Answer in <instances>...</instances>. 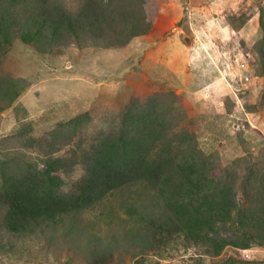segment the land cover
I'll return each mask as SVG.
<instances>
[{"label":"rangeland","instance_id":"rangeland-1","mask_svg":"<svg viewBox=\"0 0 264 264\" xmlns=\"http://www.w3.org/2000/svg\"><path fill=\"white\" fill-rule=\"evenodd\" d=\"M63 1L69 8L81 2ZM144 2L151 20L147 34L117 48L47 33L24 41L33 32L34 3H10L24 28L0 23V87L8 90L0 89V160L17 156L42 169L51 142L43 139L72 121L61 131L69 143L52 152L70 160L58 173L66 193L84 173L78 146L117 128L127 107L156 96L165 108L179 100L185 119L178 130L191 133L213 167L240 159L246 162L240 173L264 166L258 50L264 0ZM243 77L249 78L246 86L239 83ZM180 156L192 159L185 150ZM132 190L112 192L44 233L0 235V264H264V245L257 243L245 250L226 247L214 256L186 237L156 190Z\"/></svg>","mask_w":264,"mask_h":264},{"label":"trees","instance_id":"trees-1","mask_svg":"<svg viewBox=\"0 0 264 264\" xmlns=\"http://www.w3.org/2000/svg\"><path fill=\"white\" fill-rule=\"evenodd\" d=\"M22 1L0 0L2 25L11 21L24 28V21H16L10 10L11 2ZM32 1L33 32L24 35V41L47 33L79 45L88 41L117 48L147 34L151 25L144 0H81L77 8H69L63 0ZM262 10L259 23L264 33ZM258 47L264 79V36ZM0 89L8 92L5 85ZM5 101L10 104L13 99ZM173 103L165 108L151 96L143 104L127 107L117 128L85 147L78 146L84 173L66 193L60 190L58 173L67 170L70 160L53 157L52 152L57 144L69 143L62 132L72 127V121L43 139L51 142L42 169L17 156L0 160V235L44 233L112 192L131 193L146 186L160 194L186 237L210 248L214 256L230 246L245 250L253 243L264 245V166H250L240 173L238 169L246 163L240 159L224 169L213 167L191 133L178 130L185 113L180 112L179 100ZM180 150L192 159L180 156ZM215 170L217 176L211 174ZM218 231L226 233L225 238Z\"/></svg>","mask_w":264,"mask_h":264},{"label":"built area","instance_id":"built-area-1","mask_svg":"<svg viewBox=\"0 0 264 264\" xmlns=\"http://www.w3.org/2000/svg\"><path fill=\"white\" fill-rule=\"evenodd\" d=\"M239 83H240V85H242V86H246V85L249 83V78H247V77H243V79H240ZM242 88H244V87H242ZM242 88H240V87L238 86L239 91H241Z\"/></svg>","mask_w":264,"mask_h":264}]
</instances>
